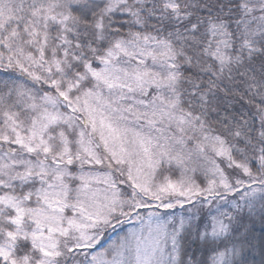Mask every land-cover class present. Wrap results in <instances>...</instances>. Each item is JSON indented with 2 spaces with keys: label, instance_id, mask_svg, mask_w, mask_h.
I'll return each mask as SVG.
<instances>
[{
  "label": "snow or ice",
  "instance_id": "obj_1",
  "mask_svg": "<svg viewBox=\"0 0 264 264\" xmlns=\"http://www.w3.org/2000/svg\"><path fill=\"white\" fill-rule=\"evenodd\" d=\"M0 264H264V0H0Z\"/></svg>",
  "mask_w": 264,
  "mask_h": 264
},
{
  "label": "rangeland",
  "instance_id": "obj_2",
  "mask_svg": "<svg viewBox=\"0 0 264 264\" xmlns=\"http://www.w3.org/2000/svg\"><path fill=\"white\" fill-rule=\"evenodd\" d=\"M130 227L129 225H123L122 229H118L117 231L120 232L122 230H127V228Z\"/></svg>",
  "mask_w": 264,
  "mask_h": 264
}]
</instances>
